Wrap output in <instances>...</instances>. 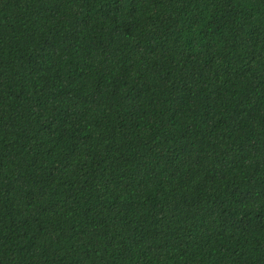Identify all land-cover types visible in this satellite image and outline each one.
Listing matches in <instances>:
<instances>
[{
  "label": "trees",
  "instance_id": "16d2710c",
  "mask_svg": "<svg viewBox=\"0 0 264 264\" xmlns=\"http://www.w3.org/2000/svg\"><path fill=\"white\" fill-rule=\"evenodd\" d=\"M0 264H264V0H0Z\"/></svg>",
  "mask_w": 264,
  "mask_h": 264
}]
</instances>
